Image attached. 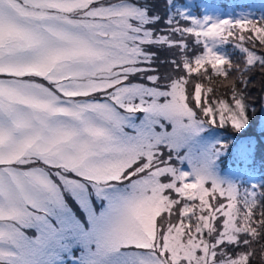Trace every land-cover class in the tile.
Returning a JSON list of instances; mask_svg holds the SVG:
<instances>
[{"label":"snow or ice","instance_id":"6c2138e0","mask_svg":"<svg viewBox=\"0 0 264 264\" xmlns=\"http://www.w3.org/2000/svg\"><path fill=\"white\" fill-rule=\"evenodd\" d=\"M258 77L264 10L0 0V264H264Z\"/></svg>","mask_w":264,"mask_h":264},{"label":"rangeland","instance_id":"374dc122","mask_svg":"<svg viewBox=\"0 0 264 264\" xmlns=\"http://www.w3.org/2000/svg\"><path fill=\"white\" fill-rule=\"evenodd\" d=\"M201 1V3H203V4H205V3H208L209 4V0H200ZM230 1H233V0H230ZM240 2H241V0H239ZM188 2L189 3H192V0H188ZM161 3H162V0H161ZM216 7V9L220 12V13H226V14H234V13H239V12H241V11H246V10H251V8L250 7H248V6H246V8L245 9H243V10H239V11H232L230 8H228V9H223L222 7H220V6H218V5H216L215 6ZM258 8H260L261 10H264V0H263V4H260V2H258ZM252 11V10H251ZM262 79H264V78H260V77H258L257 78V81H256V85H257V91L253 94L254 96L255 95H259V89H260V87H261V80ZM262 86H264V85H262Z\"/></svg>","mask_w":264,"mask_h":264},{"label":"trees","instance_id":"16d2710c","mask_svg":"<svg viewBox=\"0 0 264 264\" xmlns=\"http://www.w3.org/2000/svg\"><path fill=\"white\" fill-rule=\"evenodd\" d=\"M258 2H260V4H263V0H241L239 6H241L242 5L241 3H243L245 6L250 7L252 11L259 14V12L262 10L258 8Z\"/></svg>","mask_w":264,"mask_h":264}]
</instances>
